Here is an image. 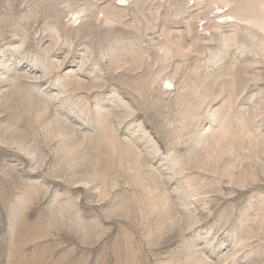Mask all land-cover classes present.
Masks as SVG:
<instances>
[{"label": "rangeland", "instance_id": "obj_1", "mask_svg": "<svg viewBox=\"0 0 264 264\" xmlns=\"http://www.w3.org/2000/svg\"><path fill=\"white\" fill-rule=\"evenodd\" d=\"M214 3L0 0V264H264V0Z\"/></svg>", "mask_w": 264, "mask_h": 264}, {"label": "bare ground", "instance_id": "obj_2", "mask_svg": "<svg viewBox=\"0 0 264 264\" xmlns=\"http://www.w3.org/2000/svg\"><path fill=\"white\" fill-rule=\"evenodd\" d=\"M194 1H199V2H207V3H213V4H216V3H214L216 0H194ZM218 1V0H217ZM218 4V3H217ZM216 4V5H217ZM216 5H214V6H216ZM226 7V5L224 6V7H219V6H216V10H217V13L218 14H220V17L219 18H225V19H229L230 17L229 16H227L226 14H225V12H224V8ZM223 22V21H222ZM234 22V19H230V20H228L225 24H229V23H233ZM223 24V23H222ZM227 44V43H226ZM211 121V120H210ZM181 165V164H180Z\"/></svg>", "mask_w": 264, "mask_h": 264}]
</instances>
